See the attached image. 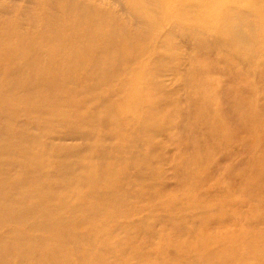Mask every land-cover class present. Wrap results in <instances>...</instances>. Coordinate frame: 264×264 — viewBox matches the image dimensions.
<instances>
[{"label":"rangeland","instance_id":"374dc122","mask_svg":"<svg viewBox=\"0 0 264 264\" xmlns=\"http://www.w3.org/2000/svg\"><path fill=\"white\" fill-rule=\"evenodd\" d=\"M227 13L248 47H203ZM56 67L62 91L20 109ZM8 101L0 264H30L18 234H78L67 264H264V0H0Z\"/></svg>","mask_w":264,"mask_h":264},{"label":"bare ground","instance_id":"6f19581e","mask_svg":"<svg viewBox=\"0 0 264 264\" xmlns=\"http://www.w3.org/2000/svg\"><path fill=\"white\" fill-rule=\"evenodd\" d=\"M182 4L183 1H182ZM189 9H190V5H188ZM187 7V10H188ZM190 11V10H189ZM86 21H92L93 19L96 18V15L93 13H89L87 12L86 14ZM100 17V15H98V18ZM230 15L225 14V16L221 15L219 16V23L217 24V27H215V35L213 37H207L205 36L203 33L202 35L199 34V38H201V43L203 45V47L207 48V49H213L215 46H220L225 45L228 46L230 49H233V45H236L239 49L243 50L244 48L246 49L248 47V45L250 44V40L248 39V37L246 35H243L241 33H239V29L238 26L236 25H232V20L231 18H229ZM222 18V19H221ZM230 21V22H229ZM98 30L103 29L110 38L113 37H117L119 35H121V32L119 31V28H117V26L110 22L107 21L103 24H101L100 26H96ZM189 36H194L193 33H189L187 34V37ZM113 40H116L113 38ZM236 40V41H235ZM234 41V43H233ZM139 50V48H137ZM113 53H115V49L113 48H109L108 50V58L110 61H112L113 59ZM136 53V51H135ZM57 57H63V58H69V53L66 54H57ZM248 62V59H245ZM73 62H76V60H72ZM112 63L109 62V64L105 67V69L108 66H111ZM73 68V65H71L69 67V69ZM67 81L62 77V73L59 69V67H56L54 69L53 75L50 78H47L45 80L42 81V83L40 84V92H38L32 99L30 100H25L20 104V109L22 110H34L38 112L39 107L41 106V104H43L48 98L49 96L54 93L57 94L59 93L58 91H62L65 83ZM3 109H6L8 112H11L15 106L12 102H4L0 105ZM58 108L53 106L50 109V115L54 116L56 115V113L58 112ZM196 111V109H195ZM201 112V108L200 111ZM12 118V117H8L7 119ZM13 190L15 192L24 190H27V187L21 183V182H16L13 184L12 186ZM38 190L41 194H43L44 190H48V189H43V188H39ZM34 197L37 198V193L36 192H32L31 193ZM88 195V192H87ZM40 209L37 210V212H39ZM87 213L89 214H93L98 211V209H95L94 211L90 212L89 208L86 209ZM11 218L13 220L16 219V217L14 215L11 216ZM62 222L61 218H55V221L51 223V225H57L59 223ZM38 229L40 230L39 234L37 235V240L36 242L39 241L40 237L45 235V236H49L52 238L51 242L54 239V236L56 235L53 230L46 228V226L42 223H38L37 224ZM69 226H66V229H68ZM34 228V225H33ZM65 233V232H62ZM14 239L15 241V245L19 248V254L17 255V259H21V258H27V257H31L30 264H67L71 259V257H67L68 255H70V252L72 251V246L75 248V250L82 252L83 254L85 253L84 250H80L78 249L81 241L78 238V234H76L75 236L72 235L70 237V241L66 240L65 242H57V244L52 245L48 252H42L41 248L38 246H33L32 242L23 234H18L15 235ZM43 240L47 241L46 238L42 237ZM35 242V243H36ZM50 242V243H51ZM0 250H5L4 248H0ZM89 250V249H86ZM74 254H76V251L73 250ZM239 252H234V255H236ZM67 261V263H65Z\"/></svg>","mask_w":264,"mask_h":264}]
</instances>
